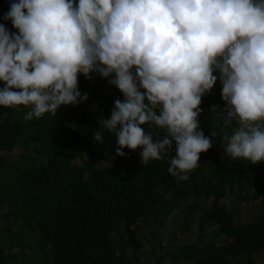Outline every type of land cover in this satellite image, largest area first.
I'll return each mask as SVG.
<instances>
[{"label":"clouds","instance_id":"1","mask_svg":"<svg viewBox=\"0 0 264 264\" xmlns=\"http://www.w3.org/2000/svg\"><path fill=\"white\" fill-rule=\"evenodd\" d=\"M2 19L17 31L0 24V106L27 107L25 121L86 101L78 74L110 77L123 100L94 140L106 129L144 165L175 142L167 171L186 181L212 146L197 117L219 78L225 154L264 162V0H9Z\"/></svg>","mask_w":264,"mask_h":264},{"label":"trees","instance_id":"2","mask_svg":"<svg viewBox=\"0 0 264 264\" xmlns=\"http://www.w3.org/2000/svg\"><path fill=\"white\" fill-rule=\"evenodd\" d=\"M8 10L9 0H0V24L16 32L10 20L2 19ZM92 75L88 80L78 74V88L82 95L88 93L87 100L60 106L54 117L45 114L25 121L27 107L0 106V152L17 155L11 180L0 183V214L18 223L22 233L15 236L9 228L8 239H0V264H18L20 258L27 264H119L124 250L116 233L121 230L128 243L135 245L131 226L137 219L157 214L154 208L165 202L157 194L159 188L173 190L174 196L192 194L186 220L200 198L211 199V208L199 219L198 235L202 238L205 224L212 221L222 243L208 247L206 255L192 264H253L234 263L231 258L264 251V207L247 225L233 226L232 215L219 208L218 202L235 189L248 191L254 200L264 198V162L252 165L225 154L222 137L231 128L222 131V122L216 125L201 111L199 126L212 146L199 154L198 167L188 173V180L179 181L167 171L175 156V142L165 159L150 160L147 165L138 157L141 148L126 147L122 149L125 155H116L110 165L98 164L94 153L98 142L93 135L100 130L98 121L110 118L114 101L123 100V94L108 83L110 77ZM221 90L218 78L199 107L225 104ZM73 123L75 128L70 126ZM142 127L154 139L164 133L151 123ZM213 132L216 135L211 137ZM105 133L109 132L104 129ZM4 161L0 156V168ZM179 183L188 184L189 189L183 192ZM179 259L181 255L172 264Z\"/></svg>","mask_w":264,"mask_h":264},{"label":"rangeland","instance_id":"3","mask_svg":"<svg viewBox=\"0 0 264 264\" xmlns=\"http://www.w3.org/2000/svg\"><path fill=\"white\" fill-rule=\"evenodd\" d=\"M76 2L78 3V0ZM215 105L219 106L216 112H211V107L208 106L202 110V115L211 117L217 125V123H223V114L220 110L224 108L225 104ZM115 146L113 137L109 133H105L103 142H98L94 150V153L99 157L98 164L110 165L116 156L112 150ZM140 152L137 153L139 158ZM0 156L5 160L3 168H0V183L9 182L13 171L11 165L16 163L17 155L14 152H0ZM179 185L183 192L189 189L188 184L179 183ZM157 194L165 200L154 208L157 214L137 219L131 226L135 229L136 242L134 246L128 243L127 237L121 230L116 233L118 242L124 250L123 258L119 264H172L174 258L179 255L183 259H179L176 264H192L196 258L206 255L208 247L222 243L221 238L215 234L216 225L212 221L205 224L203 237L200 238L198 235L199 219L205 213V209L211 208L210 198H200L197 207L186 220V211L192 203L191 193L174 196L173 190L159 188ZM218 207L232 215L233 226H245L262 212L264 198L254 200L251 199L248 191L235 189L221 197ZM5 218L6 216L0 214V239H8L9 228L13 229L15 236H21L18 223H13V225ZM231 261L264 264V251L240 255L231 258ZM18 264H27V260L20 258Z\"/></svg>","mask_w":264,"mask_h":264}]
</instances>
